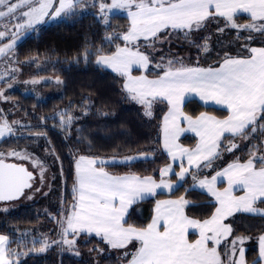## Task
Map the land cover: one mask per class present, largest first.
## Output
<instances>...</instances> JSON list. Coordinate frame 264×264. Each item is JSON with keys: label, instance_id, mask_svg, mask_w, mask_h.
<instances>
[{"label": "snow or ice", "instance_id": "obj_1", "mask_svg": "<svg viewBox=\"0 0 264 264\" xmlns=\"http://www.w3.org/2000/svg\"><path fill=\"white\" fill-rule=\"evenodd\" d=\"M97 5L105 23L113 9L127 11L131 23L122 35L107 37L109 40L121 39L124 46L117 45L115 51L109 54H98L96 65L110 68L123 77L122 91L131 101L143 106L146 116L152 115L154 103L167 102L168 112L163 118L164 148L173 161L178 154L186 158L187 166L181 161L178 173L174 172L172 165L160 169L161 179L157 182L152 176L111 175L105 171V161L97 157H74L73 202L69 209L59 213L60 239L51 242L44 240L36 251L44 253L53 245H63L79 256L80 252L75 247L77 239L82 235L95 234L112 249H126L129 244L138 242L139 246L130 259L129 253H124L127 264H247L242 245L250 237L237 235L232 224L225 221L236 212L264 215V210L256 206L257 202L264 204V155L257 154L259 149L250 152L243 162L237 158L216 171L211 179L205 177L198 180V186L207 189L218 204L207 219L186 216L183 209L189 201L183 196L177 200H157L155 214L146 227L129 224L126 215L140 200L147 196L155 197L157 190L174 189L175 185L163 177L175 175L179 183L192 175L196 181L197 176L191 173V169H214L215 161L222 156L221 149L234 153L239 148L234 138H255L258 129L264 133V46L252 47L249 44L255 39L252 33L264 36V0H111L110 3L95 0L92 6ZM85 6L86 0H0V20L16 21L11 27L5 25L4 30H0V40H8V43L0 45V55L12 49L15 43L13 29L16 32L30 29L43 22L45 17L68 16ZM238 13L249 14L250 22L238 24ZM214 21L217 24L216 33L220 35L228 30L248 31L245 43L240 46L242 52L248 54L233 55L225 49L222 54H217L219 59L216 66L207 67L189 66L178 56L166 58L162 54L160 62L155 63L162 75L157 73L155 79H149L147 75H132L134 66L145 70L152 66L157 44L167 42L165 37L169 30L181 31L192 46L204 54H210V35L201 34L197 39L192 37L202 33ZM141 39L146 42L145 51H141L137 44ZM88 57L86 50L83 59L87 61ZM40 82L35 79L25 81L31 84ZM56 83L63 82L57 78ZM7 87L11 88L13 84L8 83ZM190 96H197L205 103L211 101L224 105L228 115L223 119L206 113L195 118L184 115L181 105ZM0 98L8 99L2 89ZM88 103L86 99L85 105ZM88 110L86 106L84 115ZM77 119L71 112L59 113L61 130L67 132ZM179 119L186 121L188 127L181 128ZM17 124L13 121L10 125L6 119L3 120L0 123V138L6 133L14 134L13 126ZM188 131L200 137L195 149L183 148L176 143L181 133ZM225 133L229 136H225ZM37 135L46 137L47 134L40 132ZM222 138L228 140L227 145L223 144ZM5 155L31 160L33 168L40 173V184L46 180V165L40 158L26 152L12 150L7 154L0 153V201L20 197L31 199L29 191H41L36 186L37 177L22 165L6 164L3 159ZM218 177H227L228 187L223 191L215 187ZM234 186L241 187L244 195L234 196ZM190 228L198 230L199 238L195 241L187 238ZM228 237L232 238L228 240L222 258L218 247L221 238ZM258 239L259 253L253 264L264 262V234ZM96 251L103 250L89 249V252ZM20 255L22 253L14 252L9 247L8 236L0 235V264H18Z\"/></svg>", "mask_w": 264, "mask_h": 264}, {"label": "trees", "instance_id": "obj_2", "mask_svg": "<svg viewBox=\"0 0 264 264\" xmlns=\"http://www.w3.org/2000/svg\"><path fill=\"white\" fill-rule=\"evenodd\" d=\"M238 24L250 22V16L237 14ZM216 22L199 35L211 36V52L204 54L197 47L184 39V34L176 30H169L163 45L157 44V51L153 53L154 62H160L163 54L166 58L178 56L189 66H216L218 53L227 49L233 55L242 52L241 45L245 43L248 31L228 30L224 35L216 33ZM222 26V25H221ZM130 27V20L125 14H116L104 18L95 14L73 13L59 23L36 28L16 48V61L20 74L28 79L56 76L63 82L59 94L40 99L35 95L13 91L9 98L11 106L3 108L0 105V123L7 120L13 126L14 134L0 141V153L12 150L22 151L37 148L49 151L57 164L59 180L65 192V203L73 200L74 157L79 155L93 156L104 159H127L142 156V159L128 163L104 165V168L114 175L152 176L160 180L159 170L170 163L169 156L162 148V119L167 111L164 102H156L151 109L152 115L146 116L143 106L131 101L122 91L123 77L95 63L98 54H109L116 46H124L121 39L109 40L107 37L122 35ZM255 37L249 44L252 47L264 46V36L252 33ZM237 36L240 37L237 40ZM203 42V41H201ZM146 42H140L145 51ZM162 49V51H161ZM89 52L88 60L83 59L85 51ZM147 51L151 52L152 49ZM166 63V61H165ZM135 74L141 72L136 70ZM160 70L153 67L146 72L150 77H156ZM89 103L85 105V100ZM88 107L87 115L84 108ZM71 112L79 119L75 120L71 129L62 131L59 125V113ZM184 111L192 117L201 113H209L224 118L228 112L224 109L205 106L198 100H189ZM46 132V137L37 133ZM223 140V139H222ZM196 142L194 136H184L181 143L192 147ZM228 140H223L227 145ZM239 148L234 153L221 150L222 156L215 161L213 168L193 169L196 176H206L223 168L230 161H244L249 153L257 151L264 154V133L259 129L255 138H234ZM263 150V151H262ZM14 160L20 158L11 156ZM56 157L59 159L57 160ZM146 157V158H145ZM16 163L14 161H6ZM20 164V163H17ZM24 165V164H22ZM61 169L63 172L61 173ZM170 180L177 186L170 193L158 192L155 197L148 198L133 205L126 220L137 227H146L151 222L157 200L184 197L189 201L185 205L186 214L194 219H207L215 211L216 204L205 192L194 189L192 175L183 181L171 175ZM191 189V190H189ZM3 203H0V206ZM258 206L264 207V204ZM42 205L36 203L22 207L17 211L8 212L0 208V234L8 236L9 247L14 252L22 253L18 257V264H121L116 251L105 244L95 235L83 236L76 249L80 256L59 245L48 249L44 253L36 251L42 242L35 240L32 229L45 217ZM231 223L237 235L250 237V244L246 248L245 258L248 264H253L258 258L259 236L264 234V217L238 213L232 216ZM96 248L103 251L89 252Z\"/></svg>", "mask_w": 264, "mask_h": 264}, {"label": "rangeland", "instance_id": "obj_3", "mask_svg": "<svg viewBox=\"0 0 264 264\" xmlns=\"http://www.w3.org/2000/svg\"><path fill=\"white\" fill-rule=\"evenodd\" d=\"M94 2L95 0H86V6L84 8H78L74 13H78L80 15L95 14L98 17H101L99 13L98 5L96 7L92 6ZM105 2L110 3L111 0H105ZM116 14L126 15L127 11L120 10V9H113L111 12L108 13V17L111 15H116ZM68 16L62 15L61 17H58V18H51V16H48L44 18L43 22L34 25L30 29H21L19 32H16L15 29H13V33L15 34V43L12 49L7 50L4 55H0V77H4L3 79H0V89L3 90L4 96L8 97L7 100L0 98V105L3 108L4 107L7 108L11 106L9 95L13 91H20L24 94L35 95L36 97L40 99H46L48 97H51V96H54L60 93L62 83H59V84L56 83V80L58 78L56 76H49V77L35 79V80L41 81L38 84L25 83V81H31L33 79H28L26 77H23L20 74V68L17 65L15 54H16L17 45L21 43L23 39H25L27 35H29L36 28L50 25V24L59 23L60 21L66 19ZM14 24H16L15 20H11V21H9L8 19L0 20V30H4L5 25L11 27ZM13 33H10V35ZM5 43H8V40L6 39L0 40V45H3ZM139 47L140 49H142L141 45H139ZM152 67L154 70H159L158 68L155 67V65ZM59 80L61 79L59 78ZM8 83H12L13 87L8 88L7 87ZM8 135L5 134L3 138H0V141L8 137ZM20 152L21 153L26 152L32 155L33 157H38L44 162V164L46 165V169H47L45 183L44 184L39 183L38 177L40 173L37 169L33 168L31 160L29 159L14 160L12 159L11 156L5 155L3 157L4 161H14L16 163L24 164L30 171H33V174L35 175V177H37L36 186L40 187L41 191L39 192L29 191L28 194L32 197L31 199L22 197L21 199L16 200V201H12L9 203H3L0 206V208L3 211L14 212V211L19 210L22 207H26L32 204L38 203L42 205L41 206L42 214L45 217L41 220V222L36 227H34V229H32V232L35 233V236H34L35 240H38L40 242L44 240H48L49 242H51L52 240H58L60 239V232H61V229L59 227V220H60L59 213L61 211H66L67 209H69L73 200L69 201L68 203H65V192H63L62 190V184H61V181L59 180L58 167H57L56 162L52 158L51 153H49V151L42 152L37 148H32L31 150L23 149ZM257 154L264 155L263 153H260V154L257 153ZM14 158L16 157L14 156ZM100 159L104 160L106 164H112L113 162H115L114 160H111V159H104V158H100ZM44 193H48V194L44 195ZM82 237L83 236L77 239V244L79 241L82 240ZM69 239H71V236L69 237ZM77 244L75 247H77ZM249 244H250V239H247L244 241L242 246L243 248L244 247L247 248ZM56 246L57 245H53L50 248H54ZM120 250L121 252H119L120 253L119 255L121 256L120 258L122 259L121 261L123 263L124 260L127 261L124 258V253L128 252L129 253L128 258H130L133 248L130 246V247H127L126 249H120Z\"/></svg>", "mask_w": 264, "mask_h": 264}, {"label": "crops", "instance_id": "obj_4", "mask_svg": "<svg viewBox=\"0 0 264 264\" xmlns=\"http://www.w3.org/2000/svg\"><path fill=\"white\" fill-rule=\"evenodd\" d=\"M238 14H246V15H249V14H247V13H238ZM126 16L129 18V16L126 14ZM129 20H130V18H129ZM130 23H131V21H130ZM140 42H145V41H143V39H141L140 41H137V44H138V46H139V43ZM141 51H143L142 49H140ZM152 68V66H150V68L148 69V70H145V69H143V68H140V69H138V68H136L135 66L133 67V69H132V75L133 76H140V75H146V72H148L150 69ZM104 69H107V70H109V71H111V72H113V73H115L114 71H112V69H110V68H104ZM136 70H138V71H140L141 73L140 74H135L134 73V71H136ZM117 74V73H116ZM161 75H162V73H161ZM148 76V75H147ZM157 77V76H156ZM156 77H150V76H148V78L149 79H155ZM193 99H195V100H198L200 103H202L203 105H205V106H211V107H216V108H220V109H224V110H226L227 112H228V110H227V108L224 106V105H217V104H215L214 102H211V101H209L208 103H205V102H203V101H201L200 99H199V97H197V96H190V97H186L185 98V101H184V103H182V105H181V110H182V112L184 113V115H187V116H189L188 114H186L185 113V111H184V106H185V104L189 101V100H193ZM164 103H166V105H167V102L165 101ZM167 112H168V105H167V111H166V113L164 114V116L167 114ZM207 115H210V116H214V115H212V114H209V113H206ZM200 115V114H199ZM198 115V116H199ZM164 116H163V118H164ZM197 117V116H196ZM214 117H216V116H214ZM193 118H195V117H193ZM216 118H218V119H223V118H219V117H216ZM225 118V117H224ZM178 123H179V126L181 127V128H187L188 127V124H187V122L186 121H184L183 119H179L178 120ZM163 125H164V119H162V133H161V139H162V148H163V150H164V152L169 156V158H170V163L168 164V165H172V167H173V169H174V172H176V173H178L179 171H180V167H179V165H180V163H181V161H183L184 162V164H185V166H187V163H186V158H183V157H180L179 156V154L177 155V159L175 160V161H173L172 160V158H171V156L169 155V153H168V151L164 148V132H163ZM7 134V133H6ZM8 135V134H7ZM10 135V134H9ZM8 135V136H9ZM188 135H190V136H194L195 137V139H196V142H195V144L192 146V147H188V146H185V145H183L182 143H181V139L184 137V136H188ZM225 136H229V134L228 133H225ZM223 139V138H222ZM176 143L177 144H179L181 147H183V148H188V149H195L196 148V146L200 143V137L199 136H197L194 132H191V131H188V132H182L181 133V135L179 136V139L176 141ZM228 143V142H227ZM222 150V149H221ZM134 159H111V160H114L115 162H113L112 164H116V163H128V162H133V161H135V160H138V159H142L143 157L142 156H138V157H133ZM100 159V158H99ZM110 160V161H111ZM234 161H236V160H234ZM234 161H230V163H232V162H234ZM240 162H243V161H240ZM105 165H110V164H106V163H104ZM229 164V163H228ZM227 164V165H228ZM167 165V166H168ZM226 165V166H227ZM104 166V165H103ZM167 166H165V167H167ZM226 166H224V167H226ZM164 167V168H165ZM223 167V168H224ZM223 168H219L218 170H216V171H220V170H222ZM193 169H195V168H193ZM193 169H191V170H193ZM105 171H107L106 169H105ZM216 171L215 172H213V173H211L210 175H206V176H197V180L196 181H194L193 180V183H192V186L195 184L196 185V187L194 188V189H197V190H200V191H203V192H205V193H207L212 199H213V201H214V203L216 204V206H218V204H217V201H216V199H215V197L214 196H212L210 193H208L207 192V189H201L199 186H198V180H200V179H204L205 177H207L208 179H211V176L212 175H215V173H216ZM108 172V171H107ZM109 174H111V175H114V174H112V173H110V172H108ZM127 175H132V174H127ZM172 174H169L168 176H165V177H163V179H165L166 181H170V182H172L173 183V185H175V187L177 186V183L176 182H173L172 180H170L169 179V177L171 176ZM115 176H125V175H115ZM156 180V179H155ZM157 182H159L160 180H156ZM174 187V188H175ZM215 187H216V189L217 190H219V191H223L225 188H227L228 187V183H227V177H223V178H219L218 177V179H217V181H216V184H215ZM157 192H165V193H170V192H172V190L171 191H169V190H167V189H164V190H157ZM232 193H233V195L234 196H242V195H244V191H243V189L241 188V187H239V186H234L233 187V190H232ZM148 198H151V196H147V197H145L144 199H142V200H140V201H143V200H146V199H148ZM162 200H177L176 198H166V199H162ZM139 201V202H140ZM257 207H259L260 209H262V210H264V207H261V206H258V205H256ZM154 209H155V207H154ZM183 211H184V214L186 215V216H188L187 214H186V210H185V206H184V209H183ZM238 213H243V214H248V215H254V216H262V217H264V215H260V214H252V213H245V212H236V213H234L232 216H234V215H236V214H238ZM154 211H153V216H154ZM153 216H152V218H153ZM232 216H229L228 218H227V220L225 221V223H228V220L232 217ZM126 217H127V215H126ZM189 217V216H188ZM191 218V217H190ZM0 235H2V234H0ZM93 235V234H92ZM95 235V234H94ZM187 238L190 240V241H195L196 239H198L199 238V233H198V230H196V229H189L188 230V234H187ZM232 237H228L227 239H225V238H221V245L218 247V251L221 253V256H222V258H223V254H224V252L226 251V245H227V243H228V240H230ZM9 242H10V240H9ZM132 247L133 248V250H132V253L131 254H133L134 252H135V250H136V248L139 246V244H138V242H133L132 244H129L128 245V247ZM134 246V247H133ZM211 246V245H210ZM243 247V246H242ZM245 249V251H246V247H244ZM116 251H121L120 249H116ZM131 258V257H130ZM129 258V259H130ZM121 264H127V261H125L124 260V262L123 263H121ZM248 264V263H247ZM262 264H263V262H262Z\"/></svg>", "mask_w": 264, "mask_h": 264}, {"label": "water", "instance_id": "obj_5", "mask_svg": "<svg viewBox=\"0 0 264 264\" xmlns=\"http://www.w3.org/2000/svg\"><path fill=\"white\" fill-rule=\"evenodd\" d=\"M6 164H17V163H12V162H6L4 161ZM19 165H22V164H19ZM24 167H26L25 165H22ZM27 168V167H26ZM29 170V169H28ZM30 171V170H29ZM35 177V175H34ZM22 197H20L19 199H21ZM19 199H16V200H19ZM16 200H12V201H16ZM12 201H0V203H9V202H12Z\"/></svg>", "mask_w": 264, "mask_h": 264}]
</instances>
